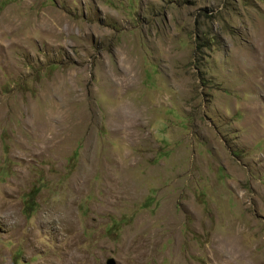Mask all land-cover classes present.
Here are the masks:
<instances>
[{
  "label": "rangeland",
  "instance_id": "rangeland-1",
  "mask_svg": "<svg viewBox=\"0 0 264 264\" xmlns=\"http://www.w3.org/2000/svg\"><path fill=\"white\" fill-rule=\"evenodd\" d=\"M110 258L264 264V0H0V264Z\"/></svg>",
  "mask_w": 264,
  "mask_h": 264
},
{
  "label": "water",
  "instance_id": "water-1",
  "mask_svg": "<svg viewBox=\"0 0 264 264\" xmlns=\"http://www.w3.org/2000/svg\"><path fill=\"white\" fill-rule=\"evenodd\" d=\"M106 264H116V263L112 258H110L106 261Z\"/></svg>",
  "mask_w": 264,
  "mask_h": 264
},
{
  "label": "bare ground",
  "instance_id": "bare-ground-1",
  "mask_svg": "<svg viewBox=\"0 0 264 264\" xmlns=\"http://www.w3.org/2000/svg\"><path fill=\"white\" fill-rule=\"evenodd\" d=\"M68 260V261H67ZM63 263L62 264H68L70 263V260L69 259H65L64 261H62Z\"/></svg>",
  "mask_w": 264,
  "mask_h": 264
},
{
  "label": "trees",
  "instance_id": "trees-1",
  "mask_svg": "<svg viewBox=\"0 0 264 264\" xmlns=\"http://www.w3.org/2000/svg\"><path fill=\"white\" fill-rule=\"evenodd\" d=\"M33 198V197H32ZM30 200H32V199H30ZM32 205H33V200H32ZM27 208L29 209L30 208V205L29 206H27Z\"/></svg>",
  "mask_w": 264,
  "mask_h": 264
}]
</instances>
